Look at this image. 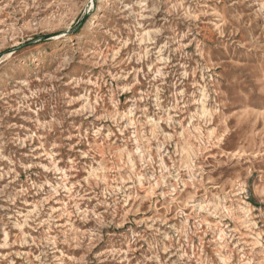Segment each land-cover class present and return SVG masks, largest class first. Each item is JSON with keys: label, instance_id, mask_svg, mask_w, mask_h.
Here are the masks:
<instances>
[{"label": "rangeland", "instance_id": "obj_1", "mask_svg": "<svg viewBox=\"0 0 264 264\" xmlns=\"http://www.w3.org/2000/svg\"><path fill=\"white\" fill-rule=\"evenodd\" d=\"M0 264H264V0H0Z\"/></svg>", "mask_w": 264, "mask_h": 264}]
</instances>
